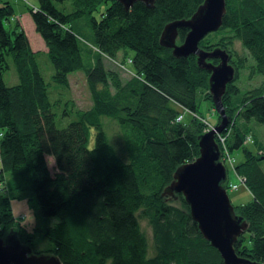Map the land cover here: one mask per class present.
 <instances>
[{
    "label": "trees",
    "instance_id": "16d2710c",
    "mask_svg": "<svg viewBox=\"0 0 264 264\" xmlns=\"http://www.w3.org/2000/svg\"><path fill=\"white\" fill-rule=\"evenodd\" d=\"M55 1L67 4L58 9L52 0H37V8L29 10L47 48L44 54L54 70L52 82L45 81L39 68L41 52L31 49L19 23L17 30H6L4 21L14 15V9L10 2L0 1V181L7 177L10 190L0 192V222L12 221L10 193L24 192L32 195L43 218H56L44 227L43 236L53 244L49 252L61 264H222L183 198L179 195L173 203L174 198L161 194L176 167L199 153L197 137L204 132V123L198 119L197 93L208 90L209 73L197 66L195 55L175 57L159 37L166 23L190 17L203 0H155L152 7L135 1L128 10L117 0ZM225 2L222 25L211 32L215 42L205 37L200 46L226 49L235 67L234 79L222 97L228 125L220 133L223 141L216 140L222 154L230 157L225 161V187L228 190L240 177L252 196L244 205H234L248 222L235 250L264 264V153H259L261 147L256 146L254 152L244 144L252 141L250 121L264 125V91L255 87L240 95L235 85L249 59L253 60L251 72L264 75V0ZM95 11L99 16L92 15ZM80 18L89 24L99 53H94L87 66L75 27ZM186 31L179 29L180 41ZM236 42L243 53L235 49ZM124 48L133 51L129 61L137 77L129 82L107 69L102 58V54L113 57ZM8 58L18 76L13 85L3 77L10 68ZM80 69L85 71L93 107L60 116L49 89L62 95L70 85L68 75ZM206 100L214 109L210 93ZM174 102L191 114L188 120L184 115L177 120L179 110ZM232 108L234 119V114L229 115ZM123 110L124 115H118ZM73 113L74 120L57 126L56 119ZM103 114L116 115L121 125L129 127L128 161L108 141ZM192 121L201 130L194 132L189 126ZM234 150L242 151L237 162ZM147 163L159 178L156 186L149 181L152 171ZM140 218L150 224L151 242ZM25 235L21 229L19 238L30 244Z\"/></svg>",
    "mask_w": 264,
    "mask_h": 264
},
{
    "label": "water",
    "instance_id": "95a60500",
    "mask_svg": "<svg viewBox=\"0 0 264 264\" xmlns=\"http://www.w3.org/2000/svg\"><path fill=\"white\" fill-rule=\"evenodd\" d=\"M125 9L135 1L152 7L155 0H117ZM226 13L225 0H203L188 18L175 19L165 24L159 42L171 48L175 57L195 55L197 66L209 73L208 91L219 121L198 135V155L176 167L172 180L162 195L176 199L179 195L187 203L189 214L196 222L201 235L215 247L222 264H263L237 254L234 244L248 228L247 220L239 215L225 187L227 167L216 136L228 125V116L222 97L228 83L233 81L235 67L229 52L215 46L211 49L200 46V41L210 32L218 30ZM180 28H187L178 42ZM217 60L213 63L210 60ZM0 264H61L51 252H34L29 244L21 241L15 231L0 235Z\"/></svg>",
    "mask_w": 264,
    "mask_h": 264
},
{
    "label": "rangeland",
    "instance_id": "374dc122",
    "mask_svg": "<svg viewBox=\"0 0 264 264\" xmlns=\"http://www.w3.org/2000/svg\"><path fill=\"white\" fill-rule=\"evenodd\" d=\"M0 1L10 2L14 9V15L4 21V26L6 30L9 33H11L12 30L14 29L17 30L16 24L19 23L20 25L19 27L23 29V31L28 37L31 49L34 52H41L39 53L38 56L39 68L45 81L52 82L51 76L54 70L50 62V59L46 56V54H44L47 51V48L39 33L36 32L34 23L32 21L29 12V10H33V7L37 8L38 6L37 0H27V1L0 0ZM52 1L58 9H63L64 5L67 4L64 2L59 3L56 2L55 0ZM98 14H99L98 11H95L92 15L97 16ZM83 18H80L77 21L75 27L79 35L85 66H87V64L92 61V56H94V53L97 56L99 55V53L92 40V36H93L92 30L89 24L85 23V20ZM205 37L208 39L209 43L210 41L213 42L215 40V38H213L214 37L213 33L207 34ZM178 42H181L180 39H178ZM86 47L90 48L91 53ZM234 47L238 52L240 53L244 52L239 42H236ZM124 50L127 51V56L125 55L126 53L124 52ZM132 54L133 51L131 49L124 48L123 50L118 51L117 54L113 57H110L106 54H102V58L105 61V66L107 69H111L115 71L117 76L120 77V79L123 82H125L126 80L129 82L131 79L133 80L134 78H137L134 71L132 70V64H131L132 62L129 61V57L131 58ZM8 59L9 62H11L10 58ZM210 61L213 63H217V61L216 62L213 60ZM251 63H253V60L249 59L247 61V64L245 65L246 68L241 69V71H239L238 79L235 82V85L239 88L240 95L247 91L252 90L255 87L256 88L260 87L264 91V75L260 73H259L260 75H258L254 71L251 72V70L249 69ZM3 77L5 83H7L8 85H13L14 83L18 82V76L12 62L10 64L9 70L4 72ZM68 77H69L70 85L67 91H65V89L62 90L61 93L62 95L58 94L57 90L54 89L53 87H50L49 89L51 100L54 102L55 107L58 109L60 116H66L67 114L73 112V110L78 108L89 109L90 107H93V100H92L91 92L88 87L85 71L83 69H80L76 72L70 73ZM200 92L201 94L199 92L197 93V100H198L197 111L201 116L198 119L204 123L203 131H206L218 122V113L216 112L215 109L212 108V104L210 100H206V94L209 93V91L201 90ZM122 96H124V93H122ZM122 103L124 102L122 101ZM237 103L238 101L235 102V105H237ZM174 104L176 105L175 102ZM122 106L123 105L120 104L118 108H122ZM176 108L179 110V112L180 110H182V107L180 105H176ZM234 110L235 109L232 108L230 112L228 111L229 115L234 114ZM182 111L184 112V119L188 120L191 117V114L187 111L184 110ZM123 112L124 110L122 112L120 111L118 115L120 114L121 116L124 115ZM115 116L116 115H109V114L101 115L103 129L105 131L108 141L114 147L116 154L124 161H128L130 158L128 149L131 146L130 139L132 133L129 127L125 125H121L118 121V118H116ZM235 116L236 113L234 114V116H232V119H234ZM63 119L62 120L56 119V124L58 127H63L69 121L74 120L75 114L74 113L70 114L69 117H64ZM236 122L238 126L240 127L242 126V122L240 121L239 118L237 119ZM189 126L192 127V130L194 132L196 130L197 131L201 130L200 127L197 126L195 121H192ZM248 126L251 127L252 129L251 132L249 133L252 138V141L245 142L244 143L245 146L249 150H252L254 152H256L257 150L256 146L261 147L262 149L260 150L259 153H264V125L252 120L250 121ZM92 133H93V129L91 130L90 134ZM218 135H220V133ZM218 135L216 136L217 139H218ZM254 139H257V144L254 142ZM241 155H242L241 150H234L233 156L235 162H237L242 158ZM47 156L49 157V161H51L52 157L50 155ZM147 165L152 171V177H149L151 186H156L157 184H159V178L154 171V166L150 163H147ZM261 167L264 170V162H261ZM233 175H234L233 173L230 174L229 179L231 181L234 179ZM6 180L7 177H5L3 181H0L1 193H5V190L10 191L7 187ZM237 183L239 184L237 188L229 187L227 192L232 204L235 206H241L247 203L248 201H250L252 196L244 183L240 182L239 179H237ZM9 200L13 212V215H11L12 221H10L11 223L9 224H4L0 222V229H2L1 227H4L5 229L2 236H7V234L10 231H15L19 236L20 230L25 229L26 232L25 242L30 243L29 245L32 247L33 251L35 250L34 252L37 251V253H41V252L52 251L51 248H53V244L43 236V230L46 225L52 223V221L53 222L56 221V218L54 217L43 218L40 214V211L37 208V204L33 199L32 195L25 194L24 192H20V193L14 192V193H10ZM177 202H178L177 199L173 201V203H177ZM140 225L145 236L147 237V240L151 242L152 231L147 219L140 218Z\"/></svg>",
    "mask_w": 264,
    "mask_h": 264
},
{
    "label": "built area",
    "instance_id": "2783aa9c",
    "mask_svg": "<svg viewBox=\"0 0 264 264\" xmlns=\"http://www.w3.org/2000/svg\"><path fill=\"white\" fill-rule=\"evenodd\" d=\"M25 1H27V0H25ZM35 9H36V7H33V10H35ZM182 110L186 111V108H182ZM182 110L177 114V120H180L183 118L184 112ZM1 136H2V133L0 132V137ZM218 139H219V141H223V137H221V135H218ZM222 159L225 162L227 159H230V157L227 158L225 156V154H222ZM238 179L240 180V177ZM231 186H232V188H237L238 183H231Z\"/></svg>",
    "mask_w": 264,
    "mask_h": 264
}]
</instances>
